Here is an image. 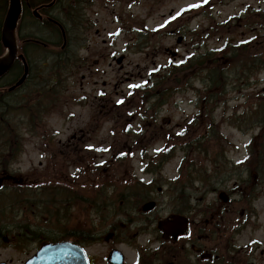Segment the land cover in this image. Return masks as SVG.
Wrapping results in <instances>:
<instances>
[{
    "label": "flooded vegetation",
    "instance_id": "af4514ba",
    "mask_svg": "<svg viewBox=\"0 0 264 264\" xmlns=\"http://www.w3.org/2000/svg\"><path fill=\"white\" fill-rule=\"evenodd\" d=\"M20 1L13 31L16 54L9 62L3 29L10 0H0V122L26 125L13 129L15 141L0 155V174L26 187L25 211L20 208L14 218L34 219L33 187L41 185L44 199L66 196L75 203L70 240L83 248L89 264H264V172L235 164L225 154L201 175L186 162L189 157L170 163L173 154L192 153L194 138L213 135L209 130L218 128V121L212 126L210 118L191 116L174 126L171 117H160L153 107L144 130L99 132L96 113L78 127L86 105L77 95L68 97L64 87L74 70L66 50L69 26L75 22L89 28L86 11L96 0ZM259 44L262 52L264 37L251 42ZM110 106L101 98L98 116L106 120ZM54 109L63 120L61 131L45 129ZM26 136L43 158L25 175L16 174L14 163L23 154ZM8 157L12 163L3 164ZM177 216L188 230L168 234L164 225ZM47 233L39 231L36 250L57 241L47 240Z\"/></svg>",
    "mask_w": 264,
    "mask_h": 264
},
{
    "label": "rangeland",
    "instance_id": "374dc122",
    "mask_svg": "<svg viewBox=\"0 0 264 264\" xmlns=\"http://www.w3.org/2000/svg\"><path fill=\"white\" fill-rule=\"evenodd\" d=\"M252 8L256 10L251 11ZM86 13L92 25L89 28L78 25L77 29L76 23H71L69 26L71 44L66 49L70 54L71 67H74L64 83V87L67 88L66 95L68 97L71 94L77 95L82 105H86L81 110L82 123L80 125L78 123V127H84V123L96 113L99 132L145 129L147 122L150 121L151 106L156 101L154 97H150L153 88L157 87L154 78L162 77L170 67L188 66L189 68L178 72L175 79L172 77L169 80L170 84H173L171 87L176 86L175 93L173 96L170 93L166 102L161 104L160 117H171L175 126L177 123H184L185 117L203 114L202 116L208 119L212 116L218 121L219 131L228 139L225 142L229 144L226 145L224 140L222 143L228 157L237 164H241L247 158L249 153L247 144L253 135L258 133L259 127L250 126L252 115L246 117L242 115L243 112H250L256 95L261 94L264 89V68L253 72L247 80L246 78L239 80L236 73L244 74L246 62L242 64L238 61L245 58L248 49L254 48H249V44L264 35V29L260 26L264 20V0H96L93 5L88 6ZM255 25L259 30L253 32ZM180 36L183 37V41L178 43L177 39ZM103 39H107L105 44ZM234 47L241 48V51H236L239 56L234 58L236 64L228 77L227 92L218 104H211L210 108L202 113L199 109L201 105L199 95L205 88L207 72L200 69L197 61L201 56L211 52H215L208 58L211 61L215 60L216 56L226 53L233 57L229 51ZM170 50L178 52L179 58L174 59ZM121 55H124V60L122 64H118L113 58ZM95 60H99L98 65L95 64ZM192 64L194 65L191 66ZM104 81L106 85H103ZM158 87L157 91L160 93L161 87ZM102 96L108 105H112L110 106L112 112L106 120L98 116V105ZM54 110L50 120H47L45 129L61 131L63 120L60 111ZM235 113L240 118V126L228 120ZM20 125L25 124L0 122L2 155L7 154L8 149L12 147L15 140L11 132ZM23 143L25 144L23 154L18 157L20 162L14 163L13 172L25 175L31 165H37L43 155L31 144L27 136L24 137ZM190 154L189 161L198 163L197 165L201 167L204 165L209 167L208 159L213 158L212 153ZM183 158V154L178 153L170 163H180ZM195 180L197 181L195 186H200L197 176ZM9 198L15 199V195L7 192L0 197L1 204L7 203ZM25 207L26 205H21L8 209L4 215L6 221L19 223L23 219L32 225L31 218H14L13 214L19 212L20 208L25 211ZM51 207H54L51 203H45L39 216L41 218L39 223L45 231L48 225L51 228L49 232L56 235L58 232L52 229L56 227L57 223L54 221L57 215H51ZM62 207L66 209L65 205ZM64 209L63 214L67 219L70 218L68 227L73 228L75 220L72 216H75L76 210L73 207ZM49 216L52 221H49ZM261 221H264V213ZM3 224L5 223L1 222L0 218V226ZM7 225L9 222L5 226ZM11 236L16 238V231L12 232L10 229L5 239H0V261L27 259L36 249L35 242L27 239L23 240L20 246L11 244L9 239Z\"/></svg>",
    "mask_w": 264,
    "mask_h": 264
},
{
    "label": "trees",
    "instance_id": "16d2710c",
    "mask_svg": "<svg viewBox=\"0 0 264 264\" xmlns=\"http://www.w3.org/2000/svg\"><path fill=\"white\" fill-rule=\"evenodd\" d=\"M247 50V49H246ZM237 50L235 48L231 49L229 52L233 54V57L229 56V53H226L224 55L216 56V59L211 61V59H208L212 54L215 52L208 53L206 56H201L197 64L200 66L201 70H204L207 72V75L205 77L206 79V84L205 88L203 89V93L200 94L201 100L204 101L205 103V109L210 108V105L215 103L218 104L220 101L221 97L226 94L227 88H228V77L229 74L234 70L233 66L236 64V60L234 59L235 56H237ZM250 51V54H249ZM249 54V55H248ZM250 49H248V52L245 56V58L240 59L242 64H245L246 66V71L242 75L237 72L236 76L239 77V80H243L244 78L250 79V77L253 75V72H257L264 68V53L263 55L255 56ZM237 58V57H236ZM207 60H210L209 63H206ZM192 64L191 66H193ZM198 66V67H199ZM189 68L188 66H184L182 68H176V67H170L167 69V71L164 73V75L160 78H154V82H156L157 87L153 88V93L151 94V97L156 99V105H160L163 103L167 98L170 96V93L173 91V88H171L170 84V79L172 77L176 76V73L178 71L180 72L183 69ZM240 82H238L239 84ZM170 84V86H168ZM158 86L161 87L160 93L157 91ZM159 93L160 95H158ZM213 108V107H212ZM213 110V109H212ZM250 113V114H249ZM243 112L242 117H246L247 115H252V123H250V126L255 125L256 127H259V134H257L254 139L252 140L250 144L251 148V156L250 160L248 162V165H254L256 168L253 170H256L257 172H264V93L259 94L258 97L255 98L253 104L251 105V110L250 112ZM235 116V115H234ZM208 141H211V138H207ZM201 140L198 139L197 142ZM197 142H195L197 144ZM202 142V141H201ZM214 163H219L221 162V159L219 155L217 154L216 157L213 159ZM15 194V199L9 198L7 199V203L1 204V199H0V218L1 222L5 223L0 226V239H5V235L10 233L11 231H16L17 236L16 238L11 236L10 241L14 243H19L22 242L23 240L26 239H33L37 238L39 235V229H41V223L40 221V214H42V210L44 209L45 203H51L54 207H51L50 213L56 214L57 215V224L56 227L58 228L59 233L63 234H70L73 236L74 232V227L69 228L68 227V219L67 217L63 214V207L62 205H65L67 210L69 207H73L71 203H68L67 200H61V199H44L42 195V191L45 189L44 187H40L39 191L37 189L34 190V198L33 199V205H34V212H35V222L34 228L30 226L28 223V220H23L20 221L19 223H15L14 221H6V217L4 215L7 213L8 209H12L16 206H21V205H26L27 201V193L25 188L21 187H16ZM68 189V188H67ZM11 192V190L9 191ZM5 194V193H4ZM47 198V196H46ZM12 201H8V200ZM37 199V200H36ZM36 202V203H35ZM69 204V205H68ZM67 212V211H66ZM49 221H52L51 217H48ZM9 222V225L5 226L6 223ZM15 223V224H14ZM5 226V227H4ZM10 227V228H9ZM32 229V230H31ZM32 235V236H31ZM12 237L14 239H12Z\"/></svg>",
    "mask_w": 264,
    "mask_h": 264
},
{
    "label": "water",
    "instance_id": "95a60500",
    "mask_svg": "<svg viewBox=\"0 0 264 264\" xmlns=\"http://www.w3.org/2000/svg\"><path fill=\"white\" fill-rule=\"evenodd\" d=\"M21 11L20 0H11V7L8 13V16L5 21L4 26V36L3 40L6 46L10 47L12 50L15 47H12L11 42V31L15 29L17 20ZM179 42L182 41V38H179ZM15 54V48L12 52V58ZM175 55V53H173ZM123 57L118 59V62L121 63ZM2 178H0V187L2 186ZM178 221L181 220L178 218ZM166 230L168 233L172 232L170 223L166 224ZM182 232L181 230H177ZM175 232V230H174ZM31 260H44L50 262V264H88V260L84 252L76 245L70 242H60V243H47L44 244L36 255L31 258Z\"/></svg>",
    "mask_w": 264,
    "mask_h": 264
}]
</instances>
